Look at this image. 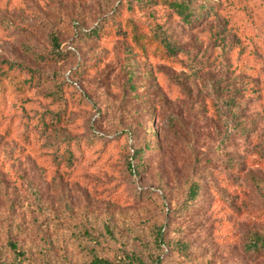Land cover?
Masks as SVG:
<instances>
[{
    "label": "rangeland",
    "instance_id": "1",
    "mask_svg": "<svg viewBox=\"0 0 264 264\" xmlns=\"http://www.w3.org/2000/svg\"><path fill=\"white\" fill-rule=\"evenodd\" d=\"M145 1H0V64L47 76L20 92L0 87L2 258L10 239L27 251L21 264H86V246L113 264L123 252L264 264V250L244 248L264 235V0H186L204 8L191 21ZM125 4L166 34L170 62L135 53L124 37L85 34ZM53 33L62 59L49 57ZM59 110L61 125L36 131ZM63 142L86 144L70 166L58 163ZM145 143L144 169L132 175L126 159ZM192 182L201 191L180 212ZM158 226L164 239L189 242L190 257L158 246Z\"/></svg>",
    "mask_w": 264,
    "mask_h": 264
},
{
    "label": "trees",
    "instance_id": "2",
    "mask_svg": "<svg viewBox=\"0 0 264 264\" xmlns=\"http://www.w3.org/2000/svg\"><path fill=\"white\" fill-rule=\"evenodd\" d=\"M1 1V0H0ZM148 4H156L158 2L166 3L172 7L175 13L180 16L183 21H191L193 17L201 15L204 8L202 6H192L186 0H146ZM203 4V3H202ZM202 9V10H201ZM136 9L131 4L120 5L118 9H114L108 16L101 18L93 27L85 31V34L93 38H110L112 36L124 37L129 40L135 53H139L144 57H154L166 62L171 61V57L177 53L176 48L172 42L168 40L166 34L161 36L157 31L153 30V27L137 17L134 16ZM51 50L49 51V57L51 59H62L67 55V51L61 46V42L58 35L53 33L50 38ZM0 87L4 93L20 92L25 89H31L32 87H38L41 81L47 76H42L35 70H29L27 76L24 75L25 69L21 64L3 62L0 64ZM61 86L56 87V91L50 94V97L59 99ZM65 119V112L59 110L54 113L53 117L39 120L36 124L37 130L43 128H53L56 125H61ZM10 126L7 125L5 130H10ZM86 144L83 146L77 144L75 149H72L70 143L63 142L59 149H61L59 164L64 162L66 165H72L75 158V152L82 151ZM149 144L145 143L143 146L133 148L128 158L126 159V167L130 174L139 176L144 169L143 155ZM201 191V185L199 182H192L185 194L183 202L178 206L177 210L182 212L189 210L194 205ZM85 239H96L91 233L84 232ZM153 241L161 246L163 243L167 245V248L172 252L184 256L190 257L189 242L182 241L180 238L167 240L164 239L162 233V226L156 228ZM93 243V241H91ZM96 242V241H94ZM7 246L12 252V256L9 260L1 257L0 264H21L23 260L27 258V251L22 248L21 243L13 240L7 241ZM85 247V245H84ZM94 247V246H92ZM90 252V259L86 264H113L109 259L99 256L94 250L95 248L87 247ZM244 248L251 252H260L264 250V235H257V237L251 239L245 244ZM115 264H161L160 257L150 254L149 262H145L144 258L140 254L123 252L121 256L117 257Z\"/></svg>",
    "mask_w": 264,
    "mask_h": 264
}]
</instances>
